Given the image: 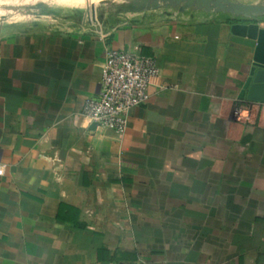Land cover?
<instances>
[{
	"label": "crops",
	"instance_id": "1",
	"mask_svg": "<svg viewBox=\"0 0 264 264\" xmlns=\"http://www.w3.org/2000/svg\"><path fill=\"white\" fill-rule=\"evenodd\" d=\"M46 1L0 11V264H264V90L240 95L255 42L161 10L100 40L85 0ZM108 50L159 68L122 135L80 115Z\"/></svg>",
	"mask_w": 264,
	"mask_h": 264
},
{
	"label": "water",
	"instance_id": "2",
	"mask_svg": "<svg viewBox=\"0 0 264 264\" xmlns=\"http://www.w3.org/2000/svg\"><path fill=\"white\" fill-rule=\"evenodd\" d=\"M41 6V2L37 3ZM163 11L164 14L202 12L228 16L231 33L255 42L248 76L240 92L248 100L254 99V92L264 90V0L244 3L237 0H86L76 7L80 24L92 32V24L103 31L112 18L125 13L143 14L148 11ZM95 124H93L94 126Z\"/></svg>",
	"mask_w": 264,
	"mask_h": 264
},
{
	"label": "built area",
	"instance_id": "3",
	"mask_svg": "<svg viewBox=\"0 0 264 264\" xmlns=\"http://www.w3.org/2000/svg\"><path fill=\"white\" fill-rule=\"evenodd\" d=\"M92 32L100 40L106 33L92 24ZM159 68L152 56L143 55L139 50H108L101 71L100 89L96 97L84 101L81 116L90 124L99 125L122 135L128 126L129 112L144 104L149 98V87L158 77ZM4 165H0V175Z\"/></svg>",
	"mask_w": 264,
	"mask_h": 264
},
{
	"label": "rangeland",
	"instance_id": "4",
	"mask_svg": "<svg viewBox=\"0 0 264 264\" xmlns=\"http://www.w3.org/2000/svg\"><path fill=\"white\" fill-rule=\"evenodd\" d=\"M35 1L36 0H0V11L6 10L7 7H11L12 9L14 8V10L16 11L17 9H19L22 3H27V5L25 6L30 7L35 3ZM41 1H45V0H41ZM237 1L244 3H251V2H255L256 0H237ZM46 2H55L59 4H64V3H60L58 0L46 1Z\"/></svg>",
	"mask_w": 264,
	"mask_h": 264
},
{
	"label": "bare ground",
	"instance_id": "5",
	"mask_svg": "<svg viewBox=\"0 0 264 264\" xmlns=\"http://www.w3.org/2000/svg\"><path fill=\"white\" fill-rule=\"evenodd\" d=\"M91 1L96 2V0H91ZM85 2H86V0H85Z\"/></svg>",
	"mask_w": 264,
	"mask_h": 264
}]
</instances>
